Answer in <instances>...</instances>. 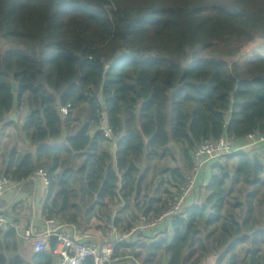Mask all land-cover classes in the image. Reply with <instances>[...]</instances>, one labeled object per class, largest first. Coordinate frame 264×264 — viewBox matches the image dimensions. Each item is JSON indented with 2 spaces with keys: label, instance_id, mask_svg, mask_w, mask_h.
I'll use <instances>...</instances> for the list:
<instances>
[{
  "label": "trees",
  "instance_id": "1",
  "mask_svg": "<svg viewBox=\"0 0 264 264\" xmlns=\"http://www.w3.org/2000/svg\"><path fill=\"white\" fill-rule=\"evenodd\" d=\"M256 38L264 0H0V135L13 124L29 146L6 151L4 174L24 181L46 170L44 215L61 226L83 231L105 218L120 235L134 230L181 191L202 142L264 134V58L227 59ZM14 106L21 124L9 118ZM103 108L112 140L97 129ZM203 191L170 230H137L113 256L264 264V159L254 150L222 157ZM0 264H55V256L8 228Z\"/></svg>",
  "mask_w": 264,
  "mask_h": 264
},
{
  "label": "built area",
  "instance_id": "2",
  "mask_svg": "<svg viewBox=\"0 0 264 264\" xmlns=\"http://www.w3.org/2000/svg\"><path fill=\"white\" fill-rule=\"evenodd\" d=\"M59 112L65 118L70 112V104L60 105ZM99 131L109 139H113L114 131L108 125L105 108L99 115ZM112 146H115L111 142ZM254 150L264 159V134L249 133L243 141H235L223 133L218 139L202 142L192 152L193 170L187 176L186 184L181 191L168 203L167 207L156 218L143 216L140 225L126 234H118V230L110 224V238L108 241H94L81 231L75 230L71 226H61L56 218L44 217L45 227L41 231H36L33 227L23 226L16 222L14 218L0 207V230L14 228L18 236L23 238V242L29 245L34 252H52L55 256V264H82L85 260L91 259L92 264H129V262L117 259L113 256V247L116 242H126L135 231L155 233L158 228L169 224L172 216L182 213L186 208L189 198L199 200L200 182L198 176L204 172L207 175L211 164L221 160L222 157L238 151ZM42 182L44 186V196L49 194V178L47 171L38 169L25 181ZM23 181L15 182L9 176L0 175V200L7 193L20 191ZM203 183L205 181L203 180ZM199 202V201H197ZM10 211V210H8ZM157 233V232H156ZM155 233V234H156ZM55 239V246L52 240Z\"/></svg>",
  "mask_w": 264,
  "mask_h": 264
},
{
  "label": "crops",
  "instance_id": "3",
  "mask_svg": "<svg viewBox=\"0 0 264 264\" xmlns=\"http://www.w3.org/2000/svg\"><path fill=\"white\" fill-rule=\"evenodd\" d=\"M15 114L18 118V120L15 122L17 124H21L24 115L23 117H19L18 112H15ZM12 132L15 134L13 135L14 138H11V136L7 135ZM64 134L66 133L64 132ZM12 146H16L18 152H24L26 150H29L28 140L26 139L23 140L19 138L18 132L13 124L6 127L3 134L0 135V175H5L4 171L6 169L8 163V157L10 154V151H8V153L6 151L10 149ZM209 178H210V169L208 170L207 175H204V172H202L198 176L197 182H200L199 184L200 188H202L207 183ZM203 180L205 181V183H203ZM14 181L18 182L16 180ZM21 186L22 188L20 191H16L14 193L12 192L7 193L0 200V207L6 209V212L10 214L16 222L22 224L23 226L33 227V229L36 231H41L45 227L44 206L47 199L44 196V186L42 182L35 183L34 181H30V180L28 181L24 180L21 183ZM197 201L198 200H193L192 198H189L186 202V205L189 206L191 204L196 203ZM118 207L119 206H117L116 209ZM121 217L123 223L127 224L126 216L121 215ZM118 229H119L118 234H121L120 232L122 231V229L121 228ZM167 230H170L169 224L164 225L161 233L158 232L157 236L163 235ZM81 232L89 236L94 241H108L110 238V234H108L107 232L101 233L100 235L98 234L101 231H97L96 234L88 233L87 230H83ZM166 261H168V257H166V259L163 258L162 264L166 263ZM214 263H215L214 257L207 258L205 261L202 262V264H214ZM130 264L132 263L130 262ZM133 264H142V263L139 260H136L133 262Z\"/></svg>",
  "mask_w": 264,
  "mask_h": 264
},
{
  "label": "rangeland",
  "instance_id": "4",
  "mask_svg": "<svg viewBox=\"0 0 264 264\" xmlns=\"http://www.w3.org/2000/svg\"><path fill=\"white\" fill-rule=\"evenodd\" d=\"M0 46H3V47L5 46V43L2 40H0ZM256 57H263L264 58V38H256V39H254V41H252L246 45H243L241 47L239 53H237L233 57H227V59L230 62H236L238 64H246V63L252 61ZM18 113H19V117H23L24 111H21ZM97 128H98V126H97ZM204 193H205V191L200 192L201 198L198 200L199 202L201 200H203V198L205 196ZM96 222H98L97 224L99 227H96L95 224H92L91 227H88L86 229L88 233L96 234L97 231H101V232H99L98 235H100L101 233H105V232L110 234V229H109V227H110L109 224H111L110 221H106L105 218L104 219L101 218V219L96 220ZM108 225H109V227H108ZM27 247L31 248L29 245H27Z\"/></svg>",
  "mask_w": 264,
  "mask_h": 264
},
{
  "label": "water",
  "instance_id": "5",
  "mask_svg": "<svg viewBox=\"0 0 264 264\" xmlns=\"http://www.w3.org/2000/svg\"><path fill=\"white\" fill-rule=\"evenodd\" d=\"M12 89H13V91H17V89H18V84H17V82L15 80H12ZM17 103H18V94L16 93L14 95L13 104L16 106ZM15 106L13 108V111L9 114V118L14 120V121H17L18 118H17V116L15 114ZM21 241L23 242V238L22 237H21Z\"/></svg>",
  "mask_w": 264,
  "mask_h": 264
}]
</instances>
